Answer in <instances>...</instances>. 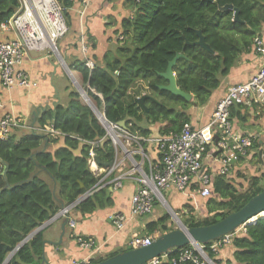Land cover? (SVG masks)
<instances>
[{
    "label": "trees",
    "instance_id": "16d2710c",
    "mask_svg": "<svg viewBox=\"0 0 264 264\" xmlns=\"http://www.w3.org/2000/svg\"><path fill=\"white\" fill-rule=\"evenodd\" d=\"M62 3L67 13L72 5L67 0ZM128 5L133 14L119 23L113 34L114 45L108 47L104 56L93 58L91 49L96 45L86 39L94 70L89 72L84 66L82 55L73 60L69 69L81 75L87 96L110 123L125 122L128 132L144 139L150 137L149 128L154 125H160V136L177 134L190 121L185 111L190 106L205 105L220 86V77H225L237 56L251 47L257 29L264 23V0H139ZM229 5L233 7L231 10H221ZM17 8L18 0H0V26L11 19ZM235 10L239 12V22L233 20ZM196 31L202 33L213 54L194 45L198 41ZM77 40L75 37L79 52ZM179 55L173 72L177 87L189 94L191 101L158 88L167 85L160 75ZM143 95L148 97L144 102L146 111L136 102ZM240 109L248 111L257 107L238 105L231 107L230 112ZM259 118L263 127L264 116L261 114ZM48 122L65 134L46 140L52 144L50 150L39 151L45 138L31 132L18 140L10 136L0 142V171L4 172L0 176V264L31 233L50 221L61 204L72 205L98 183L99 178L87 167L89 146L85 142L100 141L95 150L101 164L114 161V150L104 139V129L76 90L69 93L66 105H56L41 113L38 125ZM251 150V158H258L261 150L263 159L264 138L256 140ZM40 170L48 175V180L36 174ZM240 176L245 178L243 173ZM228 179L216 177L214 188L211 184V195L202 199L208 215L203 221L195 219L192 207H183L178 214L186 227L217 223L264 190L262 176H250L239 187ZM105 205L111 206L109 187L101 188L70 212L90 215ZM168 221L169 217L163 216L147 224V233L171 231ZM42 240V231H39L7 264H38ZM209 245H205L204 251L215 264H264V219H258L246 226L245 232L234 236L229 245L220 249L224 255L214 254ZM168 256L176 258L178 254L171 252Z\"/></svg>",
    "mask_w": 264,
    "mask_h": 264
},
{
    "label": "built area",
    "instance_id": "2783aa9c",
    "mask_svg": "<svg viewBox=\"0 0 264 264\" xmlns=\"http://www.w3.org/2000/svg\"><path fill=\"white\" fill-rule=\"evenodd\" d=\"M72 7L77 6L79 16V45L84 66L91 72L94 62L88 57L86 33L83 26V18L86 10L93 0H67ZM139 0H127L138 2ZM70 8V10L72 9ZM68 10L66 13L62 0H18V8L11 19L0 26L5 32H12L15 37L11 40L0 42V83L10 91L20 88L26 91L34 90L38 83L32 80L22 69L26 55L38 53L46 56L53 54L58 57L57 42L64 38L69 31ZM122 39L121 37L119 38ZM253 50L262 56V65L258 72L246 83L233 85L227 89L225 96L216 104L212 117L205 128H193L191 124L183 125L177 134H169L160 139H144L135 136L122 128L119 124L106 120L103 111L98 110L95 117L105 131V140H108L114 150V161L109 168L97 164L95 158L98 141L85 142L89 146L86 163L89 171L97 178L98 183L83 195L86 200L101 188L109 187L113 191L121 189L123 180L135 176V192L130 200V214L134 217H143L152 212L157 201L164 207L168 204L164 193L170 190L185 192L194 184L195 194L202 199L211 195V177L203 171V160L206 156L217 154L219 168L217 176H228L233 161L237 157L247 155L260 133L264 134V126L261 131L248 135L236 134L232 130L229 120L230 108L233 106L252 104L264 111V45L260 37H255ZM91 102V101H90ZM94 105V104H93ZM95 106V105H94ZM92 107V102L90 106ZM96 108V106H95ZM94 114V112H93ZM20 120L6 114L0 118V142L7 140L14 131L23 128ZM219 133L218 141L214 140L213 131ZM29 132L44 137L46 140H54L65 136L55 129L51 122L43 126L31 127ZM154 144V154L159 156L158 163L150 159L144 144ZM211 149V152H210ZM120 156V159H119ZM139 157V159H137ZM216 157V158H217ZM150 161V162H149ZM124 172V170H126ZM3 170L0 171V176ZM83 199V200H84ZM71 206L62 208L59 215L67 216ZM110 220L117 231L125 228L126 216L115 213ZM74 227V223L70 222ZM246 226H241L234 232L211 242L209 249L219 253V249L231 243L234 236L245 232ZM153 238H132L129 242L131 249L149 246ZM77 245L83 250H91L94 244L91 240L78 237ZM178 256L169 258V253L155 258L146 264H209L204 258V245L200 248L190 246L175 250ZM89 260H72L68 264H89Z\"/></svg>",
    "mask_w": 264,
    "mask_h": 264
},
{
    "label": "crops",
    "instance_id": "0c3cea01",
    "mask_svg": "<svg viewBox=\"0 0 264 264\" xmlns=\"http://www.w3.org/2000/svg\"><path fill=\"white\" fill-rule=\"evenodd\" d=\"M78 10L77 6H73L68 12L69 31L64 38L57 42L58 57H55L53 54L46 56L38 53L26 55L22 69L32 80L38 83L36 89L26 91L15 88L7 91L0 83V118L6 114L13 115L24 126L12 133L11 137H14L16 140L23 134L28 133V129L31 127L38 126V119L46 109L54 108L56 105H66L69 93L72 90H76L75 82L78 85H84L81 75L69 69V65L73 60L80 58L81 55L80 50L79 54L75 46V37L79 40ZM132 14V7L128 5L127 0L92 1L83 18V26L86 39H89V42L91 41L96 45L94 49H91V56L93 58H101L108 50V47L114 45V31L119 28V23L123 18L131 17ZM14 37L15 35L12 32H5L0 29V42L11 40ZM255 37H260L264 45V23L257 29ZM252 47L253 43L250 48L245 51L243 50L237 56L228 74L225 77H220V86L211 93L205 105L190 106L185 111L189 116V124L193 128H205L212 117L216 104L225 96L227 89L233 85L246 83L258 72L262 65V56L254 52ZM256 107L257 109L254 110L249 109L247 111L240 109L239 111L235 110L233 114L230 112V120L234 133L248 135L262 130V120L259 116L261 114L264 116V111L258 108V106ZM122 128L125 129V125ZM149 129L151 135L148 139L155 140L164 137L159 134L160 125L150 126ZM217 133L219 132L213 131L214 140L218 138ZM263 138L264 134L260 133V136L256 140L259 141L261 139L262 141ZM144 146L151 157L150 160L156 163L159 156H155L153 152L154 144L146 143ZM50 148H53L52 144L47 143L45 139L39 151L50 150ZM252 153L253 150L249 149L245 157H237L233 161L227 179L229 178L228 180L236 187H239L241 182L245 183V181L240 180V173H246L247 169L245 165H248L247 161L251 159ZM216 157L217 155L215 154L206 156L202 164L203 171L211 177L213 188L216 172L219 168L218 157ZM126 171L127 169L124 170V172ZM36 174H39L44 180L49 179L48 175L42 173L41 170L37 171ZM135 187V176L125 178L121 189L113 191L109 188L111 206L97 207L90 215H82L73 210L67 216H62L58 214V211L39 230L42 231L43 240L38 264H68L72 260L81 261L84 259L89 260V264H91L93 261L106 259L111 254L131 250L129 242L136 236H149L154 240L161 233L156 231L149 235L146 229L147 224L157 222L163 216H168L169 221L167 226L172 228L171 213L178 214L183 210L185 205L191 206L195 211L197 208L204 209L205 201L195 194L194 190L196 187L192 184L185 192L180 193L174 190L165 192L164 195L167 199L168 208H158L157 204H155L153 212L150 214L143 217H134L130 214V200L135 192ZM115 213H121L127 218L125 228L121 231H117L110 220V216ZM70 222L74 223V227L70 226ZM78 237L91 240L94 247L91 250L81 249L76 242Z\"/></svg>",
    "mask_w": 264,
    "mask_h": 264
},
{
    "label": "water",
    "instance_id": "95a60500",
    "mask_svg": "<svg viewBox=\"0 0 264 264\" xmlns=\"http://www.w3.org/2000/svg\"><path fill=\"white\" fill-rule=\"evenodd\" d=\"M212 1V0H211ZM232 6H225L222 8V11L232 9ZM234 21L239 22V12L238 10L234 11ZM198 41L194 43L201 47L202 49L206 50L207 52L213 54L209 45L205 42V38L200 31H196ZM181 56H177L174 60H172L166 69L164 74H161L164 80L167 81V85L159 86L160 90L166 91L171 93L174 96H178L183 98L186 101L191 100V96L189 94L184 93L177 87L176 77L173 72L174 65L178 58ZM68 70V68H67ZM76 91L81 96V99L92 112L94 115L98 113V110L92 105L91 102L83 88H77L79 85L75 82ZM148 97L143 95L140 98L136 99L137 104L146 111L145 107V100ZM121 127H124L125 122L119 124ZM216 143L218 138L215 139ZM217 153V152H216ZM215 153V155H217ZM262 152H259L258 159L260 160L261 164H264L261 158ZM96 162L100 163L98 157L95 158ZM101 164V163H100ZM99 164V165H100ZM104 168H109L112 163L102 164ZM54 191V188H53ZM86 192V191H85ZM83 193V195L85 194ZM83 195L79 196L77 200L71 205L72 207L81 203L85 199ZM84 199V200H83ZM61 209L65 208L63 204L60 205ZM258 219H264V190L259 193L258 195L252 197L243 207L239 210L230 213L222 220L208 226H200V227H193L188 228L184 224L179 223L178 228L172 229L163 234H159L155 237L152 243L149 246L141 247V248H133L131 250L118 253L110 258L104 259L103 261L97 264H146L147 262L158 258L162 255L168 254L171 251L182 249L188 245H194L196 247H200L201 245H206L212 241L218 240L221 237L234 232L236 229L240 228L241 226H249L253 225L257 222ZM66 225V224H65ZM44 225L38 228L36 231L31 233L25 240H23L6 258L3 264H7L13 254L30 238H32L39 230H41ZM65 227V226H63ZM64 229V228H63ZM207 261L210 264H214L208 256H205Z\"/></svg>",
    "mask_w": 264,
    "mask_h": 264
},
{
    "label": "rangeland",
    "instance_id": "374dc122",
    "mask_svg": "<svg viewBox=\"0 0 264 264\" xmlns=\"http://www.w3.org/2000/svg\"><path fill=\"white\" fill-rule=\"evenodd\" d=\"M253 42H254V40H253ZM253 46H254V44H253ZM253 48V47H252ZM75 85V84H74ZM77 88H83V89H85L83 86H81V85H79V87H77ZM80 98H81V96H80ZM89 98V97H88ZM82 100V99H81ZM89 100L92 102V105L94 104L93 103V101L89 98ZM82 102H83V100H82ZM83 104H84V102H83ZM95 105V104H94ZM93 105V106H94ZM95 107V106H94ZM97 109V108H96ZM119 158H120V156H119ZM250 161V162H249ZM249 161H247V164L248 165H251V166H248V165H245V167H246V169H247V171H246V173H243V176L245 177V178H242V177H240V180H243V181H247V179L250 177V176H262L263 177V181H262V186H264V164H261V163H259V159H257V158H251ZM263 161H264V156H263ZM249 170V171H248ZM250 170H251V172H250ZM242 184H245V183H243V182H241ZM166 199V198H165ZM166 201H167V199H166ZM157 206H158V208H168L167 207V205L164 207L163 205H161V203L160 202H158L157 201ZM186 206H189V205H186ZM191 207V206H190ZM165 208V209H166ZM188 208V207H187ZM152 212H153V210H152ZM168 214H169V212H167ZM207 214V213H206ZM205 214V212H204V209L202 210V209H199V208H197V210L194 212V215H195V219L197 220V221H203L204 220V218H206L208 215H206ZM170 215V214H169ZM171 221H172V228H178V224L179 223H182V221H181V218H180V215L179 214H173V213H171ZM211 217L213 216V215H210ZM183 224V223H182ZM221 249V248H220ZM220 249H219V252H220ZM215 254V253H214ZM210 259V258H209ZM211 260V259H210ZM212 261V260H211ZM213 262V261H212ZM214 263V262H213ZM215 264V263H214Z\"/></svg>",
    "mask_w": 264,
    "mask_h": 264
},
{
    "label": "clouds",
    "instance_id": "9594fccd",
    "mask_svg": "<svg viewBox=\"0 0 264 264\" xmlns=\"http://www.w3.org/2000/svg\"><path fill=\"white\" fill-rule=\"evenodd\" d=\"M251 148H252V147H251ZM259 152H260V151H259ZM261 152H262V151H261ZM258 157H259V156H258ZM261 158H262V155H261ZM259 161H260V160H259ZM262 161H263V159H262ZM3 173H4V172H3ZM2 175H3V174H2ZM2 175H1V176H2ZM70 206H71V205H70ZM64 207H69V206H64ZM73 207H74V206H73ZM73 207L71 206V209H72ZM71 209H70V210H71ZM60 210H61V209H60ZM60 210H59V211H60ZM69 212H70V211H69ZM67 215H68V214H67ZM247 226H248V225H247ZM215 241H216V240H215ZM212 242H214V241H212ZM210 243H211V242H210ZM190 246H194V245H188V247H190ZM201 246H203V245H201ZM201 246H200V247H201ZM186 247H187V246H186ZM200 247H198V248H200ZM184 248H185V247H184ZM204 248H205V245H204ZM176 251H177V250H176ZM171 252H175V250H174V251H171ZM171 252H170V253H171ZM204 253H205V256H208L207 253H206L205 251H204ZM205 256H204V258H205ZM208 258H209V256H208ZM205 259H206V258H205ZM206 260H207V259H206ZM208 262H209V261H208ZM209 264H210V263H209Z\"/></svg>",
    "mask_w": 264,
    "mask_h": 264
},
{
    "label": "bare ground",
    "instance_id": "6f19581e",
    "mask_svg": "<svg viewBox=\"0 0 264 264\" xmlns=\"http://www.w3.org/2000/svg\"><path fill=\"white\" fill-rule=\"evenodd\" d=\"M93 70H94V69H93ZM97 164H100V163L97 162ZM87 167H88V166H87ZM88 170H89V169H88Z\"/></svg>",
    "mask_w": 264,
    "mask_h": 264
}]
</instances>
